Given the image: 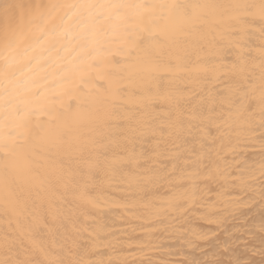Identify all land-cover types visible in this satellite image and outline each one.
<instances>
[{
  "label": "snow or ice",
  "instance_id": "1",
  "mask_svg": "<svg viewBox=\"0 0 264 264\" xmlns=\"http://www.w3.org/2000/svg\"><path fill=\"white\" fill-rule=\"evenodd\" d=\"M0 264H264V0H0Z\"/></svg>",
  "mask_w": 264,
  "mask_h": 264
}]
</instances>
